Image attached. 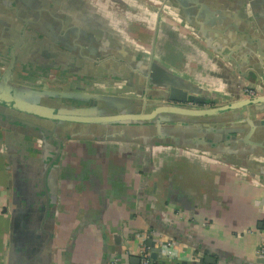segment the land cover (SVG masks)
Wrapping results in <instances>:
<instances>
[{
	"label": "crops",
	"instance_id": "1",
	"mask_svg": "<svg viewBox=\"0 0 264 264\" xmlns=\"http://www.w3.org/2000/svg\"><path fill=\"white\" fill-rule=\"evenodd\" d=\"M9 65L16 85L84 94L63 99L79 107L94 95L160 101L179 82L227 108L264 97V2L0 0V76ZM253 107L200 124L232 129L219 151L64 139L45 179L52 143L0 127V264H135L147 229L178 241L157 264H210L194 244L216 264H264V111Z\"/></svg>",
	"mask_w": 264,
	"mask_h": 264
},
{
	"label": "water",
	"instance_id": "2",
	"mask_svg": "<svg viewBox=\"0 0 264 264\" xmlns=\"http://www.w3.org/2000/svg\"><path fill=\"white\" fill-rule=\"evenodd\" d=\"M13 68V65H9L0 76V127L16 133L27 132L35 139L44 141V150L49 147L46 142L52 143L53 151L50 153L46 151L44 179L57 162L63 140L70 137L117 138L138 141L147 146L155 143H172L219 151L222 149L219 141L228 145L231 139L236 138L235 135H231L232 129L201 126V123L228 119V115L219 117V113L240 104L255 105L253 108L256 111H264V97L246 98L228 105L227 108L205 107L204 96L196 95L194 93L196 90L187 88L179 82L167 85L168 91L164 93H156L162 101H150L145 99V96L139 100L94 95L92 96L96 100L94 105L79 107L65 103L63 99L84 101L87 99L84 94L34 91L16 85L10 80ZM142 93L146 94V91ZM149 94L153 93L150 91ZM262 123L264 124L263 120ZM49 179L52 177L47 180ZM45 186L48 187V184ZM46 187L48 192L50 187ZM46 204L49 207L48 199ZM44 214L47 216L48 209ZM180 239L183 240V237ZM149 243L154 245L152 240ZM194 245L203 252L199 262L216 264L217 258L210 254L208 247ZM150 257L155 260L157 253L152 251ZM139 262L138 258L133 261L135 264Z\"/></svg>",
	"mask_w": 264,
	"mask_h": 264
},
{
	"label": "built area",
	"instance_id": "3",
	"mask_svg": "<svg viewBox=\"0 0 264 264\" xmlns=\"http://www.w3.org/2000/svg\"><path fill=\"white\" fill-rule=\"evenodd\" d=\"M250 94H253L252 91L248 90ZM136 236H139L140 248L138 249L137 255L139 257V264H155V260L150 257L149 246L147 242L152 240L154 242L153 249L161 257L173 258L175 257L174 251L176 250L178 241L166 236L164 234L158 233L155 230L147 229L145 232H137ZM259 253L264 255V238L261 241ZM113 263H117V260L114 259ZM157 264V263H156Z\"/></svg>",
	"mask_w": 264,
	"mask_h": 264
},
{
	"label": "trees",
	"instance_id": "4",
	"mask_svg": "<svg viewBox=\"0 0 264 264\" xmlns=\"http://www.w3.org/2000/svg\"><path fill=\"white\" fill-rule=\"evenodd\" d=\"M155 262V264H156V261H154Z\"/></svg>",
	"mask_w": 264,
	"mask_h": 264
}]
</instances>
